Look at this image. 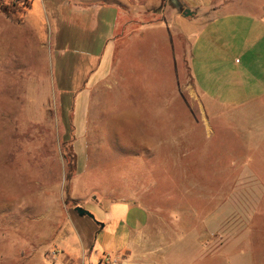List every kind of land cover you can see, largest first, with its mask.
<instances>
[{
	"label": "rangeland",
	"instance_id": "1",
	"mask_svg": "<svg viewBox=\"0 0 264 264\" xmlns=\"http://www.w3.org/2000/svg\"><path fill=\"white\" fill-rule=\"evenodd\" d=\"M132 3L144 40L167 31L181 39L174 19L189 8L198 16L185 17L215 15L201 36L216 35L241 52V63L259 67L264 0ZM66 7L65 0H0V264H113L116 253L101 250L94 230L107 215L113 229L129 211L149 216L150 236L133 247L131 262L264 264V94L253 105L226 107L198 84L199 105L186 92L184 61L175 76L146 72L138 81L149 88L148 102L171 108L163 128L157 110L144 116L119 99L123 81L107 88V77L92 93L107 54L93 75L98 58L89 52L100 45H85L89 31L64 18ZM156 19L152 28L143 24ZM252 82L226 83L223 99L243 102L256 90Z\"/></svg>",
	"mask_w": 264,
	"mask_h": 264
},
{
	"label": "crops",
	"instance_id": "2",
	"mask_svg": "<svg viewBox=\"0 0 264 264\" xmlns=\"http://www.w3.org/2000/svg\"><path fill=\"white\" fill-rule=\"evenodd\" d=\"M137 1L65 0L67 7L65 10L63 9L64 18H67L66 20L69 23L77 24L86 31H89L90 37L89 35L88 37L86 36L84 40L85 45L92 48L95 46L99 48L100 45V49L97 52H89L90 57L96 54V59L98 58L93 75L98 70L100 71L101 61L103 62L107 54L109 63H106V70L95 75L94 80L88 86L92 89L93 94L97 88L100 91L103 84L108 88L115 80L117 84L123 81L126 86L119 90V99H121V96L123 98L126 97L128 103L124 104L137 105L141 111L146 112L144 116H147L150 109L157 110L156 117H161L162 119V122H159L158 125L163 126V128L165 123L169 125L170 110L168 109L170 105H165L163 102L151 105L148 102L147 92H150L149 88L146 87V90L144 85L138 81L140 75L144 77L146 72L163 77L175 76L177 74L176 63L179 65L181 61H184L191 79L190 87L186 89V92L188 90L187 94H190L189 98L192 100L196 99L199 105L203 104L200 96L197 95L196 87H198V84L203 89L200 90L201 95L203 94L202 92L208 91L212 96V101L226 107H237L242 104L253 105L254 101L264 94V49L259 54V61L257 62L259 67L255 68L254 62L256 61L254 59L251 62V67L250 64L247 66V62L241 63L239 59L241 52L236 53L233 48L232 52L229 42L215 41V37L217 36L213 34L201 36V28L208 23L214 22L213 18L215 15L204 20L198 18L195 11L192 15L196 14L197 16L195 15L194 17L174 16V23L179 25L183 35L181 39H177L178 41L173 37L174 32L172 33L171 31H167L166 35L156 34L153 38L144 40L141 37L142 33L138 35L134 30L135 27L132 25L134 16L129 15L131 14L130 7L132 8L134 5L132 2ZM156 8V6H147V9L151 11ZM158 23V19L143 22L144 26L148 28H152L158 25ZM120 30L121 33H119ZM124 30L126 32L123 34ZM94 33L95 36L93 37ZM129 36H132V38L126 39ZM113 41L116 42L115 46L112 45ZM129 42H131L132 48L135 45L133 51L131 50L130 60L127 59L128 51L125 52ZM108 45L109 51L107 52ZM113 46L114 49L112 50ZM123 56L126 57L124 60H122ZM109 59H111V62ZM248 76L253 78L251 84L255 86V92L249 93V95L246 93L241 103L233 101L232 105H228V102L231 104V101L226 102L223 99L222 93L224 88L222 89V86H225L226 83H234L235 87L239 89L243 88L245 87L243 78ZM89 77H92V73L89 74ZM107 77L111 78L110 81L101 84V81ZM126 79H129L128 83H125ZM235 87L228 91L229 95L235 93ZM167 106L169 108L165 110ZM165 115L168 122L165 121ZM140 117L142 118V112ZM163 128L161 131L164 130ZM130 203H132L131 200L128 202V206H130ZM106 210L110 214V208L107 207ZM129 212L125 218L121 216L116 217L119 223L114 226L112 225L113 229L109 228L110 221H113L111 215H107L106 220H103L102 223L97 222L94 231L97 234H101L98 240L101 250L106 255H110L109 252L114 251L116 255L114 258L112 257L111 262L116 261V264H157V261H130L133 247L145 244L150 239V236L146 232L149 225V216H145L141 212ZM188 242V244H201L200 241L197 242L196 240H188ZM229 252L227 249L226 254H229ZM225 258L228 263L230 261L229 256H225Z\"/></svg>",
	"mask_w": 264,
	"mask_h": 264
},
{
	"label": "water",
	"instance_id": "3",
	"mask_svg": "<svg viewBox=\"0 0 264 264\" xmlns=\"http://www.w3.org/2000/svg\"><path fill=\"white\" fill-rule=\"evenodd\" d=\"M178 7H179V9H181L180 6H178ZM193 13H194V11H192V10H190V9H188V8H184V9L182 10V15H184V16H189V15H192ZM74 210L77 212V214H78L79 216L86 215V216H88V217H90V218H92V219H95V218H94V215H93L90 211H88V210H86V209H84V208H82V207H80V206H76V207L74 208Z\"/></svg>",
	"mask_w": 264,
	"mask_h": 264
},
{
	"label": "built area",
	"instance_id": "4",
	"mask_svg": "<svg viewBox=\"0 0 264 264\" xmlns=\"http://www.w3.org/2000/svg\"><path fill=\"white\" fill-rule=\"evenodd\" d=\"M115 262H116V261H113V264H116Z\"/></svg>",
	"mask_w": 264,
	"mask_h": 264
},
{
	"label": "trees",
	"instance_id": "5",
	"mask_svg": "<svg viewBox=\"0 0 264 264\" xmlns=\"http://www.w3.org/2000/svg\"><path fill=\"white\" fill-rule=\"evenodd\" d=\"M28 5V4H27Z\"/></svg>",
	"mask_w": 264,
	"mask_h": 264
}]
</instances>
